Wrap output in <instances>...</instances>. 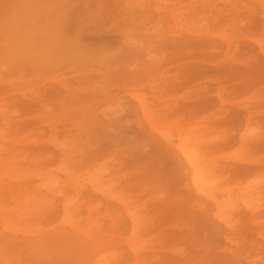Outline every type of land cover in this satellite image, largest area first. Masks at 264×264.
<instances>
[{
  "label": "rangeland",
  "instance_id": "rangeland-1",
  "mask_svg": "<svg viewBox=\"0 0 264 264\" xmlns=\"http://www.w3.org/2000/svg\"><path fill=\"white\" fill-rule=\"evenodd\" d=\"M46 1V12L34 18L26 0H0V43L9 32L10 18L26 35L32 20L52 30L51 24L62 17L67 38V46L54 47L57 51L41 59L44 64L33 62L16 46L15 59L0 70V111L6 118L3 122L0 116V156L22 150L28 157L18 162L21 169L45 170V159L56 170L62 157L59 144L74 145L70 172L83 184L79 211L85 216L93 205L100 216L98 228L108 232L112 229L105 210L113 212L117 234L126 238L125 202L91 192L83 183L87 171L94 173L96 163L105 161L102 174L110 170L118 178L121 200L143 207L148 225L139 235L152 237L155 252L148 258L153 263L214 264L208 243L216 250L228 233L235 242L256 241L264 264V236L259 237L264 235V200L253 214L241 204L235 206L232 231L217 225L216 233L210 232L200 212L203 204L212 209V202L195 200L186 187L188 178L181 174L185 164L177 149L179 135L198 127L211 137L200 149L216 157L214 169L222 180L237 184L264 179L262 0H205L204 9V0H88L86 6L76 0ZM224 28L231 33L225 39ZM198 30L208 34L197 37ZM161 126L167 135L156 129ZM244 130L248 136L240 137ZM31 142L35 149L26 145ZM37 153L41 162L32 161ZM4 166L0 162V202L12 207V195L21 193L20 187L31 189L38 183L35 175L7 176ZM40 194L48 199L42 207L55 210L56 199L45 191ZM50 215L45 213L44 220ZM10 218L12 232L4 228L0 214V256L24 260L22 241L36 236L33 231L22 234L24 222L15 215ZM39 224L44 234L62 226L58 219ZM66 245L46 248L43 264H74L63 255ZM120 249V263L127 264L131 256L124 240ZM24 261L41 264L39 259Z\"/></svg>",
  "mask_w": 264,
  "mask_h": 264
},
{
  "label": "bare ground",
  "instance_id": "bare-ground-1",
  "mask_svg": "<svg viewBox=\"0 0 264 264\" xmlns=\"http://www.w3.org/2000/svg\"><path fill=\"white\" fill-rule=\"evenodd\" d=\"M76 2H80L85 6L89 4L88 0H76ZM260 3L264 6V0ZM24 5L26 9L30 8L29 10L34 18L40 12L44 14L46 12L45 9L48 7L46 0H26ZM201 6L203 9L207 7L205 0L201 3ZM88 11L89 9L87 7L84 14L88 13ZM233 15H235V12ZM261 15L264 17L263 10ZM37 21L38 19L28 23V26L25 28L28 34L24 35L19 33V29L17 30L14 18H10L8 21L9 32L4 34L2 43H0V70L9 65L8 60L15 59L13 51L16 46L21 50V54L31 57L33 62L40 64H44L41 59H48V55H52L57 51L54 47L61 48L67 46V38H65V34L62 30L65 27V20H62V17L51 24V26H53L52 30L37 26ZM212 30L214 32V28H212ZM218 31L219 30L215 29V32ZM221 31L223 32L222 36L224 35V39L225 37L231 36V33L225 28ZM207 34L208 33H203L201 30H198L195 36L202 37ZM39 55L42 56L40 57ZM249 99L250 98H248V100ZM0 116L1 121L4 122L6 118L3 111H0ZM150 121H152V119ZM152 126L151 124V127ZM102 127V121L97 122V128L101 129ZM153 127L155 128V126ZM250 127L252 128V125ZM156 129H161L163 135L168 134V129L166 127L161 126ZM145 133L149 132L147 131ZM248 134L249 131L244 130L240 137H247ZM208 137H206L204 131L198 127L192 129L188 128L182 135H179V145L177 147L179 150L178 154L185 164V168L182 169L181 174L187 176L189 182L186 187L192 189L193 197L196 198L195 200L204 197L212 202V209L206 208L205 204H203L202 211L200 212L208 223V230L216 233L217 225H222L224 229L232 231L234 227L232 225L231 216L234 214L235 206L241 204L246 210L253 214L255 211L254 209L263 204L264 179L253 178L251 181H244V183L239 182L237 184H230L222 180L214 169L215 165H213V163L215 161L213 162V160H215L216 157L212 154L207 156V154L200 149V145L205 143ZM66 140L67 138L64 139V141ZM207 141H209V139ZM210 141H212V139ZM26 145L35 149V145L32 142L29 144L26 143ZM59 145H61L60 155H62V157L58 160V166L56 168V170H59L58 173L56 170L49 169L53 161L45 159L44 161L48 164L45 166L48 167L45 170H43L42 167H38V169H34L32 172L27 170V168L21 169L18 162L28 157L23 154L24 151L22 150L15 151L12 149L11 153H7L6 156H0V162L4 163V167L7 170V172H5L7 176L16 175L17 178H23L26 176L33 177L32 175H35V180L38 183L34 185V180V186L29 189V187H25L27 184L24 182L21 186L25 188L20 187L18 189L21 193H18L15 197L13 195L12 198L10 197L13 202L12 207H6L4 203L0 202V214L3 220L2 225L5 229L9 231L12 230L11 227H9L11 223L10 216L15 215L17 218L16 221L24 222L19 229L22 234H30L32 231L35 233L36 238L22 241L23 247H21V251L23 259L29 261H36L39 259L41 264L47 263L42 261L46 258L44 252L46 248H57L59 246L62 248L63 244H67L66 249L63 251V255L72 257L71 262L74 264H121L122 254L120 242L124 240L131 256L127 264L159 263V261L153 263V257L148 258L149 252H155L153 243L151 242L152 237L149 236L151 237L149 238L139 235L148 225V219L146 218L143 207H133L131 203L128 204L126 202V199L121 200V193L120 189H118L119 185L117 184L118 178H113L110 170L102 174L103 170L101 167L105 164V161L96 163L97 168L93 169L95 171L94 173L87 171L88 174L85 180H83V183H85L86 187L89 188L91 192L98 193L107 199L113 197L116 201L125 202L124 213L128 220V237L124 238L117 234L116 216L107 209L105 210V214L109 217V227L112 229V232H108L107 230L103 231L98 228L97 219L100 216L97 215L96 208L93 205H88L86 215H82L79 211L81 205L78 201V197L80 195L81 186L83 188V184L80 182L81 179H79L78 176L70 172V169L73 170L74 168L70 159L76 151L74 150V145L69 146V142H62ZM77 145L80 146L78 141L76 142V146ZM232 150L234 151V149H231V151ZM233 151L229 153L235 156L236 154L233 153ZM23 155L24 159H22ZM221 156H223V154ZM38 157L39 154L37 153L36 156L32 157V161L41 162ZM238 158L242 160V158ZM176 166L178 169L181 168L178 161L176 162ZM105 176L106 180L104 182L103 177ZM124 189L126 188L124 187ZM40 190L42 192H47L56 199V203L53 206L55 210L49 208L44 209L42 207L43 204L48 202V199L45 195L41 196ZM8 211L11 214H8ZM47 212L51 215L44 220L43 216ZM210 218H212V220H210ZM56 219L62 223L61 229H50L48 234H44L41 228H39L40 221L51 223ZM82 220L85 222L84 224L81 222ZM263 236L264 235L261 234L259 235L262 239ZM222 238L224 243L216 250L212 247L213 244L207 242L209 244L207 246V251L212 250L211 258L215 261L214 264H260L257 246L255 244L256 241L235 242L228 236V233L222 235ZM262 241L264 243V239ZM21 260L22 259L16 258L15 261H13L11 257L3 259V256H0L2 264H21ZM24 260H22V262L26 264Z\"/></svg>",
  "mask_w": 264,
  "mask_h": 264
}]
</instances>
